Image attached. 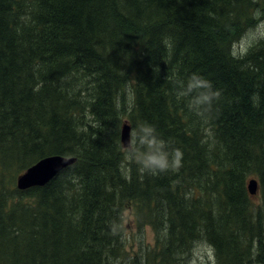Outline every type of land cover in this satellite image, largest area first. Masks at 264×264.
I'll return each mask as SVG.
<instances>
[{"label": "trees", "instance_id": "obj_1", "mask_svg": "<svg viewBox=\"0 0 264 264\" xmlns=\"http://www.w3.org/2000/svg\"><path fill=\"white\" fill-rule=\"evenodd\" d=\"M263 1L0 0V264H264Z\"/></svg>", "mask_w": 264, "mask_h": 264}, {"label": "rangeland", "instance_id": "obj_2", "mask_svg": "<svg viewBox=\"0 0 264 264\" xmlns=\"http://www.w3.org/2000/svg\"><path fill=\"white\" fill-rule=\"evenodd\" d=\"M260 11L262 12L261 19L258 21L255 27L249 29L236 46V51H246L254 42L263 38L264 39V1L261 2ZM257 178V177H256ZM261 185H259L258 192H261ZM257 194L255 198H257ZM259 199V198H257ZM132 214L126 218V234L128 255L133 254L134 251L139 252L141 246L153 247L155 240V233L150 225H143L138 227L136 221L131 217ZM129 260V258L125 259ZM214 251L207 243L200 242L195 245L192 253L189 255V261L191 264H214ZM129 263V262H128ZM126 262V264H128Z\"/></svg>", "mask_w": 264, "mask_h": 264}, {"label": "water", "instance_id": "obj_3", "mask_svg": "<svg viewBox=\"0 0 264 264\" xmlns=\"http://www.w3.org/2000/svg\"><path fill=\"white\" fill-rule=\"evenodd\" d=\"M121 139L125 147L131 146V126L128 122L122 127ZM75 157L63 155H49L41 158L28 167L17 179L19 189H27L33 186H41L54 178L66 166L74 163ZM248 189L252 195H256L259 189V182L256 178L248 181Z\"/></svg>", "mask_w": 264, "mask_h": 264}, {"label": "bare ground", "instance_id": "obj_4", "mask_svg": "<svg viewBox=\"0 0 264 264\" xmlns=\"http://www.w3.org/2000/svg\"><path fill=\"white\" fill-rule=\"evenodd\" d=\"M124 145V144H123ZM131 145H132V138H131ZM125 147V146H124ZM131 147V146H130ZM130 147H125V148H130Z\"/></svg>", "mask_w": 264, "mask_h": 264}]
</instances>
